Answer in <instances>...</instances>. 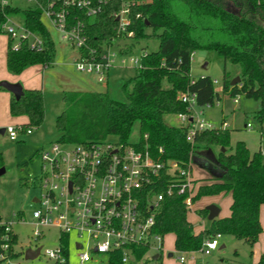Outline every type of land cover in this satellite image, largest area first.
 Instances as JSON below:
<instances>
[{"label":"trees","instance_id":"obj_1","mask_svg":"<svg viewBox=\"0 0 264 264\" xmlns=\"http://www.w3.org/2000/svg\"><path fill=\"white\" fill-rule=\"evenodd\" d=\"M137 1L131 9L130 24L123 33L117 32V22L111 15L118 9V2L103 5L100 13L87 18L86 43L98 57L114 38L127 37L126 33L130 31L133 39L157 38V48L140 54L139 65L129 80L130 88L123 87L125 101L115 100L107 92L65 91L62 96L65 107L55 117L57 140L78 144L113 135L119 141L127 142L131 127L137 123L135 146L146 148L155 158L174 160L182 168L194 163L209 172L208 177L192 180V202L202 196H231L228 215L215 217L208 227L193 230L184 204L188 193L186 190L178 193L174 189L154 207L155 232L161 236L172 233L174 248L179 253L199 251L203 241L216 234L231 235L252 246L261 231L259 209L264 204V155L259 149L251 152L242 140L231 143L229 130L222 126L196 131L192 140H187V128L167 124L163 115L185 110L184 103L177 99L180 91L194 92L200 107L212 105L219 99L209 76H189L192 53L205 49L215 51L224 61L221 92L254 99L257 108L253 117L260 125L264 124V0ZM229 5L237 6V10H231ZM18 12L27 29L41 36L43 46L36 51L23 42L17 50H12L7 36V70L19 74L31 65L48 67L54 59V43L40 21L37 9L20 10L10 4L0 6V25L6 14ZM146 29L150 31L146 32ZM0 33H5L2 28ZM235 76L239 80L231 85ZM0 90L6 89L0 86ZM10 94L8 109L11 116H24V127L42 122L44 107L40 89L22 88L20 95ZM160 147L162 152H158ZM208 152L213 153V160L209 159ZM182 181L163 173L152 190L163 192L167 184ZM193 212L198 217L207 216L205 206L193 209ZM5 227L0 216V256L3 255L0 263L19 253L15 251L16 234ZM59 242L64 244L66 260L49 264H68L67 236L59 235ZM144 250H134L136 259ZM110 264L120 262L114 256ZM213 264L238 263L220 259ZM255 264H264V251Z\"/></svg>","mask_w":264,"mask_h":264},{"label":"built area","instance_id":"obj_2","mask_svg":"<svg viewBox=\"0 0 264 264\" xmlns=\"http://www.w3.org/2000/svg\"><path fill=\"white\" fill-rule=\"evenodd\" d=\"M27 1L39 11L40 21L45 27L46 22L56 28L60 38L76 49L77 57L73 60L75 69L95 74L98 81H105L115 54L109 52L107 47L96 56L95 50L86 43L85 21L100 13L103 5L118 2V9L113 10L111 15L117 22V32L123 33L130 24L131 9L138 1ZM8 4V0H0V6ZM0 28L11 40L12 50H17L23 42L36 51L43 46L41 36L27 29L22 19L19 21L6 14ZM126 35L131 36L132 32L129 31ZM125 61L124 58L120 60L122 64ZM128 61L139 65V58L130 57ZM213 82L216 83L215 80ZM177 99L185 105V110L176 113V118L178 126L187 128V140L191 141L196 131L213 128L199 119L202 107L196 104L194 92L180 91ZM233 101L236 102V99ZM245 127L251 126L246 123ZM4 132L10 139H15L20 132L30 133L31 127L17 124L4 128ZM158 152H162L161 147ZM260 152L264 155V149ZM39 157L43 173L40 177V196L33 197V202L39 205V209L32 211V218L37 226L33 234L40 236L41 228L55 227L59 235L68 236L71 231L78 238L85 235V242L78 240L74 243L80 263L93 259L92 254L106 256L107 264L111 263L114 256L120 264H127L132 260L139 262L142 257L153 260L154 254H157L158 259L162 252V236L154 230V207L164 195H170L174 189L178 193L186 190L188 194L184 199L185 208L193 211L192 165L182 168L174 160L155 158L146 148H138L135 143H111L101 139L69 144L56 140L41 149ZM163 173L183 181L167 184L163 192L155 193L152 188ZM9 228L6 223L5 229ZM219 237L220 234H216L204 240L198 252L210 254L216 248ZM140 248L145 249L144 253L136 259L134 250ZM45 254L51 262L66 260L64 244L60 242L57 247L47 249ZM185 255L187 256L186 253H180L178 256L181 263L186 260Z\"/></svg>","mask_w":264,"mask_h":264},{"label":"rangeland","instance_id":"obj_3","mask_svg":"<svg viewBox=\"0 0 264 264\" xmlns=\"http://www.w3.org/2000/svg\"><path fill=\"white\" fill-rule=\"evenodd\" d=\"M8 1L11 6L20 10L32 6V3L27 0ZM229 6L231 10H237V6ZM8 15L19 21L22 19L20 12ZM45 25L54 43L53 62L43 72L37 65L27 67L21 81L16 82L22 88L34 87L42 91L44 118L39 125L31 126L30 133L20 132L15 139H10L6 132L0 133V167L4 168V172L0 174V216L1 221L7 223L16 234L18 243L15 251L19 252L13 257L4 259L0 264H21L24 262L27 264H49L51 260L47 258L45 251L53 249L59 244V231L55 227H39L42 229V234L40 236L33 234L37 226L32 218V211L39 209V205L33 202L32 198L39 197L41 193L40 177L43 169L39 152L59 137L55 129V117L65 107L62 100L64 92H107L111 98L125 101L123 87L130 88L129 80L134 76L137 67V64L129 62L128 58H139L143 51H153L158 45V39L155 37L133 39L130 36H118L114 38L108 47V51L115 54L114 63L107 70L106 80L101 82L97 80L95 74L82 73L75 69L73 60L77 57L76 49L60 38V33L56 28H52L46 22ZM149 31L150 29H146V32ZM0 36H5L7 39L5 33H0ZM123 58L126 61L122 64L120 60ZM223 67L222 57L213 50L199 49L192 53L189 76H209L216 81L214 88L219 95V99L214 100L212 105H205L201 108V114L198 117L202 122H206L212 127H226L230 133L231 143L243 140L251 152L257 151L259 146L260 148L264 147V124L260 125L253 117L257 102L241 94L232 96L221 92ZM227 68L231 69V66L227 65ZM163 85H166V82ZM234 98L236 102L233 101ZM163 119L167 124H178L176 114H164ZM222 121H225L224 124ZM246 123H249L251 127H244ZM17 124H25V121L19 118L14 119L10 115L7 99H3V96L0 95V128ZM105 140L111 143L119 141L113 135L107 136ZM137 141L138 125L134 123L127 137V143H136ZM191 174L193 179L204 178L207 175L205 168L200 169L197 164H192ZM230 200V194L202 196L193 202V209L204 207L208 205V202L213 201L212 204L219 208L218 216L224 217L229 213ZM187 217L193 230L206 228L209 225L206 217H198L193 211H188ZM261 219V231L252 246L231 235H220L217 238L216 248L210 254L206 255L198 251L190 252L187 256L185 255L184 263H181L178 260L180 253L174 248L172 233H165L162 236V252L158 259L146 260L145 257H142L139 262L132 260L127 264H199L202 262L213 264L218 263L220 259L238 264H255L260 253L264 251V213H262ZM67 238L68 242L65 247L68 264H107L106 256L95 254H92L93 259L90 261L80 263L74 243L78 240L85 242V235L78 238L77 234L71 231ZM221 244L224 246L220 247ZM36 247H40L39 254L33 259H24V250ZM168 253H171V256H168Z\"/></svg>","mask_w":264,"mask_h":264},{"label":"crops","instance_id":"obj_4","mask_svg":"<svg viewBox=\"0 0 264 264\" xmlns=\"http://www.w3.org/2000/svg\"><path fill=\"white\" fill-rule=\"evenodd\" d=\"M6 49H7V39L5 38V36H0V82L1 81H6V82H10V83H16V82H19V81H21V77H22V75H23V73H24V70H26V68L25 69H23L19 74H14L13 75V73H10L8 70H7V68H6V63H5V60H6ZM32 66V65H31ZM39 68H41V71L43 72V70L45 69V68H47V67H45V68H42L40 65H37ZM23 88H34V87H23ZM0 91H3V90H0ZM7 91V90H6ZM5 92V91H4ZM4 92H1L0 93V95H2L3 96V99H7V103H8V101H9V98H10V92L8 91V92H6V93H4ZM81 92H83V91H81ZM13 117V116H12ZM14 119H21V120H24L25 122H26V118L24 117V116H18V117H13ZM244 127H245V125H244ZM1 129V128H0ZM243 141V140H242ZM246 145V144H245ZM246 147H247V145H246ZM248 148V147H247ZM249 149V148H248ZM258 149L259 150H261V149H264V147H262V148H260V146L258 147ZM257 149V150H258ZM251 151V150H250ZM213 154V153H212ZM194 164V163H193ZM200 169H201V167H200ZM206 171V173H207V175H206V177H208V176H210V174H209V172L207 171V170H205ZM212 202L213 201H210V202H208V204H212ZM207 204V203H206ZM206 206V205H205ZM262 213H264V204H262L261 206H260V209H259V221L261 222V215H262ZM218 215H219V213H218ZM218 217V216H217ZM209 221V220H208ZM200 229H202V228H200ZM224 246V244H221V246L220 247H223Z\"/></svg>","mask_w":264,"mask_h":264},{"label":"water","instance_id":"obj_5","mask_svg":"<svg viewBox=\"0 0 264 264\" xmlns=\"http://www.w3.org/2000/svg\"><path fill=\"white\" fill-rule=\"evenodd\" d=\"M238 80H239V77L235 76L234 78H232L230 84L231 85L236 84ZM0 86L4 87L6 90H8L10 93H12L15 96L20 95L22 91V87L18 83H10L6 81H1ZM3 132H4V128H1L0 133H3ZM221 150H223V148ZM208 156L210 160H213V154L211 152H208ZM3 172H4V168L0 167V174H2ZM217 176H220V173L217 174ZM32 201H34V198H32ZM205 209L207 210V216H206L207 220L210 221L218 216L219 208L215 204H208L205 206ZM39 250H40V247H36L34 249L26 248L23 252L24 259L35 258L39 254ZM168 256H171V253H168ZM156 258H157V254H154L152 256V259L155 260Z\"/></svg>","mask_w":264,"mask_h":264}]
</instances>
